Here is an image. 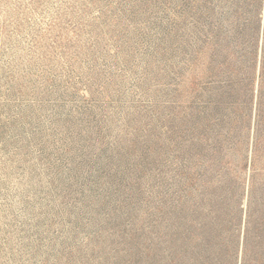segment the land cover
Masks as SVG:
<instances>
[{
  "label": "rangeland",
  "instance_id": "rangeland-1",
  "mask_svg": "<svg viewBox=\"0 0 264 264\" xmlns=\"http://www.w3.org/2000/svg\"><path fill=\"white\" fill-rule=\"evenodd\" d=\"M0 264H264V0H0Z\"/></svg>",
  "mask_w": 264,
  "mask_h": 264
}]
</instances>
